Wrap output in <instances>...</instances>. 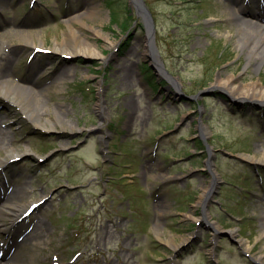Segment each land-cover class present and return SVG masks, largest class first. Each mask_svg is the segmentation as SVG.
<instances>
[{"label":"rangeland","instance_id":"rangeland-1","mask_svg":"<svg viewBox=\"0 0 264 264\" xmlns=\"http://www.w3.org/2000/svg\"><path fill=\"white\" fill-rule=\"evenodd\" d=\"M143 1L152 25L129 0H0V80L47 88L34 94L37 120L0 96V143L31 149L0 182L24 189L23 206L45 199L15 228L11 241L25 229L39 239L15 244L17 264H264V163L248 158L262 157L264 105L223 89L203 96L230 76L246 90L264 85V64L248 66L230 13L244 4L256 13L262 2ZM94 6L85 26L73 22L101 54L89 56L65 42L64 18ZM149 33L167 74L150 80ZM66 57L73 85L42 76ZM0 158L10 159L1 147Z\"/></svg>","mask_w":264,"mask_h":264},{"label":"bare ground","instance_id":"bare-ground-1","mask_svg":"<svg viewBox=\"0 0 264 264\" xmlns=\"http://www.w3.org/2000/svg\"><path fill=\"white\" fill-rule=\"evenodd\" d=\"M96 11L97 9L94 6V7L87 8L85 11L76 12L70 15V17L68 18L67 25H68L69 31L66 32L65 42H69V43L71 42L69 45H71L72 47H69V48H71L72 51L80 50L79 53L87 54L89 56L101 55L97 46L91 43V41L87 37L83 36L80 29L76 28L73 25V22H78L81 25L85 26V21H84L85 18L93 17ZM240 11L241 10L237 8L236 10L231 9L230 11V13L238 21V28H237L239 32L238 47L241 49L246 48L248 50V54H249L248 66H250L251 64L255 65L256 63H258L259 64L258 68H260L261 65L264 64V28L258 25L257 23H253V22H250V21H247V20H244L238 17L237 13H239ZM260 18L262 21H264V16H260ZM90 29L94 30L96 35H101V30L95 29L92 26H90ZM16 33H17L16 34L17 38L22 39L28 43L34 44V40H33L34 33L33 32H25L23 30H19ZM145 42L147 44L146 49H145V57L150 59L157 66L159 71L163 73V69H164L163 64L157 55V52H156V49H155V46H154V43L151 37V33L148 34ZM63 50L66 51L65 49ZM79 53H74V55H78ZM69 63L70 62H68V60H65V59L64 60L62 59L61 62L56 63L58 66L54 70L55 82L61 81L62 83H65L66 81V84L69 85V83L73 82V80L76 78L75 76L76 73L73 72V70L70 67L65 66V65H69ZM234 79H235V76H230L229 78H227L226 81H223L222 79H220L216 82L215 85H213V87L210 88V90H212L213 92L222 91V89L225 91L227 90V92H229L232 95V97L230 96L232 100L242 102V103L254 101V102H260L261 104L264 105V85H262L259 82L252 83V84H249L248 86L249 88L246 90L247 85L240 86V84H237V86H233L232 84L234 83ZM231 87L233 88V90L240 88V90L243 89L244 91L240 92V95L239 94L235 95L234 92L229 91V88ZM34 94H36V91L35 89H33V87H25V86L19 85L15 81H11L8 78L4 80H0V96L2 98L12 97L16 101L17 105L20 107L23 113L27 114L29 118L37 120L39 119L42 109L38 110L35 107ZM99 107L101 111H104V112L106 111L104 100L100 101ZM202 131L208 132V128L206 125L202 126ZM0 147L6 151V154L8 155L10 159H14L18 156H22L23 154H24L23 156H28L31 151V149H28L24 153H21V154L17 153V150L14 148L11 141L9 142L4 141L3 143H0ZM261 154H262V157L260 159H256L254 157H248V158L254 161L259 160L260 162L264 163V150H261ZM10 159L4 160L0 158V169L5 164H7ZM211 189L212 188H210V190L205 191L206 196H210L211 194H213ZM23 193H25V191L20 190L18 191L17 195H14L13 197H9L3 202L0 201V217L5 216L4 213L6 212L17 213L18 210L23 209V206L20 204ZM33 203H37V202H32V204ZM30 204L31 203H29V205ZM29 205L25 206V208L26 209L27 207L29 208ZM24 210L25 209H23V211ZM206 219L212 226L216 228V231L218 232L219 224L216 222L209 221L210 219L209 213H207ZM2 227H4V224H1V221H0V228ZM236 233H237L236 231H231V235L233 236H236L237 235ZM261 237L264 238V223L262 227ZM37 238L38 237H33L31 239L30 237V240L38 242L39 240ZM187 240L188 239H186V241ZM238 242L239 244H242L243 246H245L247 250H249L243 240H239ZM253 258L256 261L258 260L259 262H262L261 260L263 259V256H258L256 258L255 257ZM4 263H5L4 258L0 259V264H4ZM17 263H18V260L13 261V264H17Z\"/></svg>","mask_w":264,"mask_h":264},{"label":"water","instance_id":"water-1","mask_svg":"<svg viewBox=\"0 0 264 264\" xmlns=\"http://www.w3.org/2000/svg\"><path fill=\"white\" fill-rule=\"evenodd\" d=\"M130 2H133L136 5L138 13L141 14L144 17L147 26L149 24L152 25L151 15L149 13V10H148L145 2L143 0H137V1L130 0ZM210 92H213V91L208 89V91H206V93H204L203 96L210 95L211 94Z\"/></svg>","mask_w":264,"mask_h":264}]
</instances>
